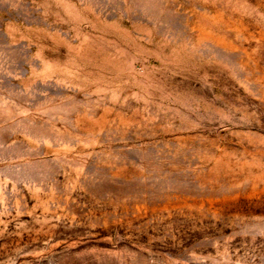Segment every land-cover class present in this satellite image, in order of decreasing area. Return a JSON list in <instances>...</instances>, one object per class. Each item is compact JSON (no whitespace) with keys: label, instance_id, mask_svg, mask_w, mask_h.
<instances>
[{"label":"rangeland","instance_id":"obj_1","mask_svg":"<svg viewBox=\"0 0 264 264\" xmlns=\"http://www.w3.org/2000/svg\"><path fill=\"white\" fill-rule=\"evenodd\" d=\"M0 264H264V0H0Z\"/></svg>","mask_w":264,"mask_h":264}]
</instances>
